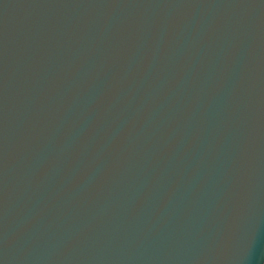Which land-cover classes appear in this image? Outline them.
<instances>
[{
	"label": "water",
	"instance_id": "water-1",
	"mask_svg": "<svg viewBox=\"0 0 264 264\" xmlns=\"http://www.w3.org/2000/svg\"><path fill=\"white\" fill-rule=\"evenodd\" d=\"M0 264H264V0H0Z\"/></svg>",
	"mask_w": 264,
	"mask_h": 264
}]
</instances>
